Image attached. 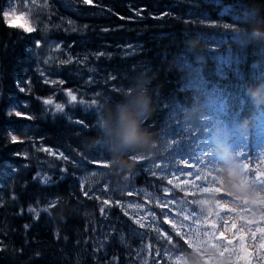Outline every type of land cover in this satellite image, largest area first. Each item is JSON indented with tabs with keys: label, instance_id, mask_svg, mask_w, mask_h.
I'll use <instances>...</instances> for the list:
<instances>
[{
	"label": "trees",
	"instance_id": "1",
	"mask_svg": "<svg viewBox=\"0 0 264 264\" xmlns=\"http://www.w3.org/2000/svg\"><path fill=\"white\" fill-rule=\"evenodd\" d=\"M12 1L0 0V13ZM48 5L57 25L48 37L77 56L60 65L54 81L37 70V42L44 36L8 27L0 15V264L253 263L239 244L225 242L220 250L217 236L207 232L209 211L199 199L209 194L174 186L150 166L192 156L206 142L232 159L239 152L252 161L264 145V37L253 36V30L264 32V0ZM142 88L150 99L142 128L153 134L155 146L142 155L128 152L122 159L131 167H122L110 162L107 145L93 141L104 139L99 118L117 103H132ZM68 89L77 101H70ZM39 145L68 159L46 155ZM252 169H246L250 183ZM91 171L106 173L118 198L139 199L119 191L141 188L173 202L175 210L154 206L157 223L141 227L117 204L84 194L82 176ZM166 211L177 222L199 219L197 246L165 218Z\"/></svg>",
	"mask_w": 264,
	"mask_h": 264
},
{
	"label": "rangeland",
	"instance_id": "2",
	"mask_svg": "<svg viewBox=\"0 0 264 264\" xmlns=\"http://www.w3.org/2000/svg\"><path fill=\"white\" fill-rule=\"evenodd\" d=\"M75 1L81 5L92 3V0L90 3H85L84 0ZM11 8L16 9V15L12 17V23L38 31L44 36L43 42L39 43L38 46L37 70L43 79L47 81L56 80L55 73L61 68L60 65L65 61L70 62L76 59L77 56L65 52L62 42L48 37L49 32L53 28H57V25L51 24L52 18L48 0H13L6 11ZM20 115L23 114L20 113ZM39 148L46 155L61 157L62 152L54 148L45 145H39ZM44 148L51 149L55 155L43 151ZM233 158L226 156L221 147L206 142L192 156H177L173 158L172 162L153 160L150 169L165 176L174 186L188 192L203 191L209 194L201 197L199 202L202 209L209 211V213L206 211L207 213L204 216L206 225L210 226L207 232L213 234L212 237L217 236L220 250H223L226 243L231 241L241 246L238 249L241 248L246 254V260L250 258L253 261L251 264H264V248L260 247L261 244H264V233L259 231V229L264 228V184L257 183L255 179L253 183H250V179L246 175L247 166L264 171V145L257 149L252 161L247 157L245 160V157L239 152ZM98 164L109 163L98 162ZM228 168H235L241 174L248 191L254 195H247L237 186L229 187L224 180L219 179L225 175V170ZM197 171L201 173L200 179L194 180L192 176L187 175L189 172ZM201 185H207L208 188H201ZM82 190L84 193L87 192L88 195L107 199L117 204L126 214L143 226L151 227L157 223L158 213L154 206L175 210L173 202L154 198L141 188L129 189L124 186L119 191L120 193H131L138 196L139 199L116 197L107 174L101 171L84 173L82 176ZM214 191H220L232 196V198L216 197ZM228 209H231V211H228ZM166 212L165 218L172 224H176L189 242L193 246H197L199 236H201L197 226L199 219L192 215L188 219H179L177 222L176 217L169 211ZM212 225L215 226H213V229ZM221 232H223V236L220 235ZM253 233H255V238H253ZM206 264L223 263L218 260L207 259Z\"/></svg>",
	"mask_w": 264,
	"mask_h": 264
},
{
	"label": "clouds",
	"instance_id": "3",
	"mask_svg": "<svg viewBox=\"0 0 264 264\" xmlns=\"http://www.w3.org/2000/svg\"><path fill=\"white\" fill-rule=\"evenodd\" d=\"M254 37H264V32L253 30ZM126 95L131 96L132 90H128ZM132 103L138 105V110H134ZM132 103L120 102L115 105V110H109L107 116L99 118V127L104 137L101 141L97 137L93 143L103 142L113 153L111 163H118L122 167H131L122 157L128 152H135L142 155L155 146L152 133L142 128L143 120L140 117L145 116L148 111L150 99L147 96V89L142 88L139 95L134 97ZM131 159V158H130ZM219 179L225 181L229 187L237 186L247 195H254L248 191L246 182L241 178V174L235 168L225 170V175Z\"/></svg>",
	"mask_w": 264,
	"mask_h": 264
},
{
	"label": "snow or ice",
	"instance_id": "4",
	"mask_svg": "<svg viewBox=\"0 0 264 264\" xmlns=\"http://www.w3.org/2000/svg\"><path fill=\"white\" fill-rule=\"evenodd\" d=\"M84 2H85V3H90L91 0H84ZM0 15H2V18L4 19V22L6 23V25H7L8 27H16V25H14V24L12 23V17L16 15V9H15V8H11V9L8 10V11H3L2 13H0ZM225 27H227V25H225ZM25 30H26V31H31V30H33V29L26 28ZM38 46H39V41L37 42V47H38ZM100 55H103V53H100ZM46 82H47V81H46ZM59 83H63V82H62V81H59ZM23 90H24V89H21V91H23ZM66 94L69 96L71 102H75V101H77V96L73 93V91H72L71 89L66 90ZM44 103H45V104H52L53 101H52L51 99H46V100L44 101ZM80 103H84V101L81 100ZM92 103L95 104L96 102L93 101ZM55 109H56L57 111H61V112H62V111H63V106H62L61 104H59V103H56V104H55ZM17 115H20V113H17ZM78 123H82V122H81V121H78ZM12 140H13V142H16V137L13 136V137H12ZM42 150H43V151H47V152H49L50 154L55 155V153H53L51 149L44 148V149H42ZM60 156H61L62 158H64V159H68L67 157H64L62 153L60 154ZM138 160H139V159H138ZM245 160H246V157H245ZM94 163H95V162H94ZM105 166H107V165H105ZM157 167H159V165H157ZM154 175H155V173H154ZM187 175L192 176L194 180H195V179H200V178H201V173L198 172V171H197V172H189V173H187ZM250 175H251V177H252L253 179H255V180L257 181V183H259V184H264V171H260V170H258L257 168L253 167L252 171L250 172ZM169 183H171V181H169ZM200 187H201V188H208L207 185H201ZM165 191H167V189H165ZM84 194H85V195H88L87 192H85ZM129 194H131V193H129ZM103 203H104L105 205H108V204H109V200L105 199V200L103 201ZM192 211L194 212L195 209H193ZM228 211H231V209H228ZM100 212H101L102 214H104V213H105V209L102 207V208L100 209ZM225 222H226V221H225ZM141 227H143L142 224H141ZM233 227H235V225H233ZM259 231L262 232V233H264V228L259 229ZM178 234H179V233H178ZM220 235L223 236V232H221ZM253 238H255V233H253ZM167 239H168V242H169V243L172 242L170 234L168 235ZM229 243H231V241H229ZM260 247H261V248H264V244H261ZM176 255L179 256V251H177Z\"/></svg>",
	"mask_w": 264,
	"mask_h": 264
},
{
	"label": "bare ground",
	"instance_id": "5",
	"mask_svg": "<svg viewBox=\"0 0 264 264\" xmlns=\"http://www.w3.org/2000/svg\"><path fill=\"white\" fill-rule=\"evenodd\" d=\"M25 83V82H24ZM25 89V88H24Z\"/></svg>",
	"mask_w": 264,
	"mask_h": 264
}]
</instances>
